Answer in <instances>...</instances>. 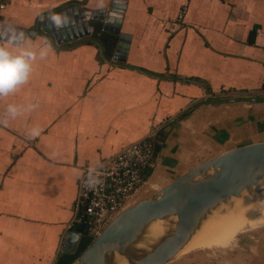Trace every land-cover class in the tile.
Returning a JSON list of instances; mask_svg holds the SVG:
<instances>
[{
    "label": "crops",
    "instance_id": "0c3cea01",
    "mask_svg": "<svg viewBox=\"0 0 264 264\" xmlns=\"http://www.w3.org/2000/svg\"><path fill=\"white\" fill-rule=\"evenodd\" d=\"M0 5V22L33 39L46 35L38 23L50 11L67 12L74 20L72 9L105 10V20L113 5L126 45L114 59L116 35L109 48L93 32L61 37L60 43L52 41L48 58L34 63L30 80L0 98V111L10 101L40 100L30 115L0 126V264H55L73 226L85 169L133 142L155 134L164 138L130 204L200 162L264 141V0ZM88 24L105 32L100 21ZM33 123L42 132L28 139L26 126Z\"/></svg>",
    "mask_w": 264,
    "mask_h": 264
},
{
    "label": "water",
    "instance_id": "95a60500",
    "mask_svg": "<svg viewBox=\"0 0 264 264\" xmlns=\"http://www.w3.org/2000/svg\"><path fill=\"white\" fill-rule=\"evenodd\" d=\"M112 6L105 20V10L72 9L76 25L70 28L56 32L47 17L40 19L38 25L56 43L65 36L78 39L94 31L93 26L89 31V20L85 23L83 18L84 12H91L90 20L102 22L103 31L117 36L116 59L126 45L118 28L120 19L113 15ZM263 189L264 141L229 149L193 166L151 197L128 205L72 264H115V256L126 264H166L183 251L219 207L243 193H260ZM71 226L61 243L63 253H73L80 239Z\"/></svg>",
    "mask_w": 264,
    "mask_h": 264
},
{
    "label": "clouds",
    "instance_id": "9594fccd",
    "mask_svg": "<svg viewBox=\"0 0 264 264\" xmlns=\"http://www.w3.org/2000/svg\"><path fill=\"white\" fill-rule=\"evenodd\" d=\"M47 18L51 27L56 30L75 24L67 12L50 11ZM83 18L86 23L92 18V13L84 12ZM91 30L89 25V31ZM33 35L34 39L16 25L0 22V98L16 93L30 80L34 63L45 60L54 52L53 43L46 35ZM39 105L40 100L36 97L8 102L0 111V126H6L9 121L30 115ZM41 132L38 124L26 126L28 139L39 137ZM101 183L102 179L97 169L89 168L87 176L83 179L84 186L88 190H96Z\"/></svg>",
    "mask_w": 264,
    "mask_h": 264
},
{
    "label": "built area",
    "instance_id": "2783aa9c",
    "mask_svg": "<svg viewBox=\"0 0 264 264\" xmlns=\"http://www.w3.org/2000/svg\"><path fill=\"white\" fill-rule=\"evenodd\" d=\"M185 10L186 5H182L177 17L179 20ZM148 138L129 144L112 158L92 167L97 169L102 179L96 190H88L83 184L89 168L82 174L75 202L76 211L81 208L82 214L75 221L82 223L84 219L94 238L117 214L130 205L135 192L146 181L141 178V172L153 161V145L146 140Z\"/></svg>",
    "mask_w": 264,
    "mask_h": 264
},
{
    "label": "bare ground",
    "instance_id": "6f19581e",
    "mask_svg": "<svg viewBox=\"0 0 264 264\" xmlns=\"http://www.w3.org/2000/svg\"><path fill=\"white\" fill-rule=\"evenodd\" d=\"M255 191L243 193L238 198L219 207L203 227L192 237L183 251H189L203 246H226L234 230L247 224H258L264 221V189L255 194ZM152 233H156L153 228ZM182 251V252H183ZM115 264H126L115 256Z\"/></svg>",
    "mask_w": 264,
    "mask_h": 264
},
{
    "label": "rangeland",
    "instance_id": "374dc122",
    "mask_svg": "<svg viewBox=\"0 0 264 264\" xmlns=\"http://www.w3.org/2000/svg\"><path fill=\"white\" fill-rule=\"evenodd\" d=\"M166 264H264V221L234 230L226 246L181 251Z\"/></svg>",
    "mask_w": 264,
    "mask_h": 264
},
{
    "label": "trees",
    "instance_id": "16d2710c",
    "mask_svg": "<svg viewBox=\"0 0 264 264\" xmlns=\"http://www.w3.org/2000/svg\"><path fill=\"white\" fill-rule=\"evenodd\" d=\"M93 37L94 39L100 40L106 48L111 47V45L114 43L115 37L112 34H107L105 32H100V28L97 26L95 30L93 31ZM164 138L161 140L163 141ZM149 142L153 145V159L159 149L161 140H158V136L155 134L154 136L149 137ZM153 161L150 165L145 167L141 172V178L145 181L149 175L151 174L153 170ZM82 214V209L79 208L76 212H74L73 216V226L72 230H75L80 235V239L77 243V246L73 253H60L56 259L55 264H72L74 260L90 245L94 237L92 236L90 227L88 224L83 220L82 223H76L75 219L80 217Z\"/></svg>",
    "mask_w": 264,
    "mask_h": 264
}]
</instances>
